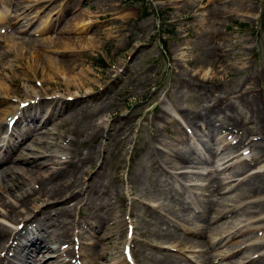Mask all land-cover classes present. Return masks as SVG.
Masks as SVG:
<instances>
[{
	"label": "rangeland",
	"instance_id": "obj_1",
	"mask_svg": "<svg viewBox=\"0 0 264 264\" xmlns=\"http://www.w3.org/2000/svg\"><path fill=\"white\" fill-rule=\"evenodd\" d=\"M12 1L16 6H12ZM224 5L229 6V11L222 10ZM81 25H86L85 32L80 30ZM206 32L208 36H201ZM60 40L69 41L67 48H51ZM204 41H208L210 48L203 45ZM2 54L9 55L3 57ZM42 54L49 58L42 57L43 61H37L36 57ZM33 70L38 72L36 77ZM263 70L264 0H0V80L18 97L16 102H7V106L17 105L27 95H31L36 102L39 100L24 112V116L34 114V121L17 127L24 128V136H28L20 140L23 147L6 154L14 159L21 154L34 156L39 170L32 171L42 182L41 175L50 174L58 168L52 164L50 155L67 147L70 151L68 156L73 157L75 163L79 155L91 148L96 166L89 168L87 165L82 169L88 170L86 173L74 176L84 189L90 184V176L104 161L95 182L103 183L106 193L99 198L88 199L92 206L85 207V194L76 192V199L66 205L70 210L63 218L69 220L71 230L70 240L65 245L71 251L70 258H77L74 264H130L123 256V250L130 243L128 228L133 221L129 217L132 185L128 175L137 162L144 161V143L153 146L158 139L163 143L175 142L184 151L195 147L201 153L206 149L203 142L210 144L206 137L200 138L190 131L188 141L177 142L175 140L181 139L176 132L178 126L169 121L162 126L155 120L159 112L165 110L184 125L176 108L182 109L185 114L201 110L204 95L189 89L183 80L190 77H195L197 81L200 79L205 82L208 91L222 96L237 86L242 89L241 82L245 77L256 78L257 72ZM214 73L218 81L215 87V83L210 81ZM0 97H3L1 91ZM2 109L0 107V111ZM239 112L249 122L248 127L255 128L248 111L239 106ZM26 129L29 134L36 132V135L26 134ZM222 135H216V139ZM234 135H225L226 142L237 144L238 139H233ZM4 137L0 134V140ZM251 138L259 139L260 135ZM10 139L11 142L17 140L16 135ZM28 145L29 149H26ZM6 147L5 144L3 153ZM243 149L247 148L241 146L233 155L239 157L228 164L246 158L251 164L246 174L249 175L257 171L259 165L254 168L251 153ZM43 156L47 158L43 159ZM56 156L61 157L59 154ZM193 157L196 158V155ZM217 159L203 162L204 169L201 170L178 171L207 173L218 167L222 169V162H217ZM81 165L78 162V166ZM13 166H16L15 163ZM149 166L147 164L146 172L151 180L153 170ZM0 175V198L6 203H14V212L21 214L17 220L6 222L3 216L13 213L0 206V223L20 230L23 224H17L18 221L33 215L34 203L44 207L41 206L45 199L43 195L49 187L38 184V198L32 205L26 201V205L19 208L17 196L28 185L29 175L26 176L28 180L17 175L14 178L16 182L3 179L4 174ZM115 175L119 181L114 179ZM246 175L237 178L242 179ZM164 179L166 181L160 182L158 189L170 197L179 196L180 203L172 202L168 195H160L149 199L148 204L168 205L184 217H197L199 213L189 209L195 192L200 193L193 187L206 182L191 177L183 181L186 187L181 188L171 177L165 176ZM119 195L123 196V201ZM107 200H110V207ZM98 206L102 208L103 220L93 219ZM260 216L264 213L256 218L252 216L251 220L255 221ZM142 217L143 224L153 223L154 212L149 209ZM89 218L97 226L93 232L87 228ZM254 226L263 229L257 228L258 232L246 237H234L225 243V248L220 245L208 248L211 256L222 249H227L232 255L222 260L217 258L214 263L200 257L199 250L206 248L197 247L193 253L185 251L183 257L177 250L183 252L185 248L174 245L170 246L174 249L169 253L179 257L180 264L234 263L243 257L246 245L264 243V223L258 222ZM144 232L152 245L168 246L157 227ZM247 238L251 241L238 246L240 240ZM52 247L57 249L58 245ZM68 249H62L59 254ZM102 255H106L105 259H100ZM56 256L54 251H44L34 258L33 264H41ZM14 262L32 264L23 263L21 258Z\"/></svg>",
	"mask_w": 264,
	"mask_h": 264
},
{
	"label": "bare ground",
	"instance_id": "obj_2",
	"mask_svg": "<svg viewBox=\"0 0 264 264\" xmlns=\"http://www.w3.org/2000/svg\"><path fill=\"white\" fill-rule=\"evenodd\" d=\"M16 2L20 6V3ZM11 4L12 6H16L14 5V1ZM229 9L228 5H224L222 10L226 12ZM81 22H85V19H81ZM85 28L86 25L80 26L82 32L86 31ZM206 34L208 36L207 32L201 33V36ZM68 45V40H60L58 45L50 47L64 49ZM203 45L210 48L208 41H204ZM43 52L46 51L43 50ZM2 55L6 57L9 54ZM42 57L43 59L49 58L47 55L42 54L37 56L36 60L43 61ZM33 72L34 77H36L38 72L36 70H33ZM199 80L197 81L195 77L183 80L184 85L189 86V89L196 90L204 95L205 101L199 112L185 114L182 109L176 108V113L182 117L184 125L175 120L165 110H161L155 117V120L162 126L168 121L177 125L176 132L179 138H181L180 140H175L177 142L182 143L184 139L188 141L190 139L189 131L195 133L200 138L206 137L211 142L208 145L203 142L204 140H201L206 148L204 153H201L195 147H192L191 151H184L175 142L169 144L157 139L153 146L144 143L146 146L144 161L137 162L129 172L128 180L132 185L129 193L132 196L129 215L133 220L130 225L133 231L132 242L135 243L132 247V258L135 264H180V258L169 253L170 249H172L170 246L174 247V245L185 248L183 252L177 250L183 257L185 256V251L193 253L197 247L206 248V250H199L200 257L206 259L209 263H214L217 258L222 260L232 255L227 249H222L218 250L216 255L211 256L207 250L208 248L219 245V247L225 248V243L232 238L238 236L246 237L247 234H253L263 229V227L254 225L258 222L264 223V216L258 217L255 221L251 220V217L255 215L256 218V216L264 213V70L257 72L256 78L245 77L241 82L242 89H239L237 86L228 94L222 96H217L214 92L208 91L209 88L206 87L205 82ZM201 80L204 81L203 79ZM210 81L215 83L214 87L218 85L216 73L211 76ZM0 91L3 93V97H0V107L4 108L0 111V134L7 138V147L4 153L2 151L3 146L0 147V174H4L3 179H10L13 182L17 181L14 179L17 175L26 180H28L26 176L29 175L28 185H24L25 189H22L23 191L17 196L20 202L19 208H23L26 205V201H30V205H32L36 198H38L40 195L38 184L40 187L41 185L49 187V190L43 195L45 199L42 201L41 206L44 207L41 208L34 203L31 213L33 215L30 218L27 216L22 217L18 221L17 224H23L20 230L16 228L11 229L4 223H0V264H15L14 260H18L19 258H21L23 263L28 262L33 264L34 258L44 251H54L58 254L53 259L48 258L42 261L41 264H73L74 259L69 256L70 249L59 254V251H62V247L70 240L71 223L67 218H63L66 212L70 210L66 205L76 199V192H83L86 195L85 207L92 206V202L88 199L99 198L106 193L104 184L95 182V179L100 175L99 171L102 170L104 161L99 164L96 171L90 176V184L84 189L82 184L77 183L74 176L80 172H82V175L86 173L88 170L82 171V169L83 167H87V165L90 166L89 168L96 166L95 157L93 156L94 151L89 148L85 154L79 155L74 163L72 161L73 157L68 156L70 152L69 148L62 147L59 151L55 152L61 155V157H50L52 164L58 168L51 169L52 172L50 174L41 175L43 181L40 182L38 180L39 176H36L32 171V169L39 170L36 166L38 165L36 158H29L21 154L17 159H14L6 154L20 150L23 147V143L20 140L27 137L24 136L25 131H20L16 135V131L12 130L13 128L10 129V118L19 112L20 119H17V121L21 120L22 122L20 123L26 124L29 121L33 122L35 115L30 113L29 116H23L25 110H20L24 107H19L20 103L16 106H7V102L14 101L17 96L1 80ZM249 93L251 95H248ZM23 97L22 103L31 102V95ZM31 104L29 103L26 106ZM239 106L248 111L250 119L255 123V128L248 127L249 122L243 119L239 112ZM7 134H10L9 139ZM221 134H224V136L235 134L233 139H238L237 144L234 145L230 141L226 142L225 137L227 138V136L224 137L223 135L216 139V135L219 136ZM257 134L260 135L259 139L251 138V136ZM15 135L17 141L15 139V141L11 142L10 138ZM33 135L35 136L36 132ZM30 145L26 149H29ZM241 146L247 148L243 150H249V153H251V157L254 159V168L256 165H259L257 171L249 175L246 174L251 168V164L246 158L228 164L232 159L239 157L233 155L239 151ZM220 153L222 154L220 155ZM193 155H196V158ZM241 155L243 154L241 153ZM215 157L218 158L217 162H222L220 164V166L223 165L222 169L218 167L207 173L178 171L204 169L202 163L210 162ZM43 159H46V157H43ZM78 162L82 164L80 167L78 166ZM13 163L16 166H13ZM41 164L39 163V165ZM147 164L148 166L151 165L149 167L153 170V174L150 176L151 180H149L146 172ZM21 166L24 167L21 168ZM14 174L16 175L13 177ZM219 175L222 176L220 177ZM242 175L246 176L242 179L237 178ZM165 176L171 177L174 183L181 188L186 187L183 181L191 177H193V180L202 179V181L206 182L204 185L199 184L193 187L199 190L200 193L195 192L194 202L189 206V209L196 210L199 213L197 217H184L168 205L156 204L150 206L148 204L149 199L159 197L160 195H168L158 189V184L166 181L164 179ZM114 179L118 180V176L115 175ZM168 197L170 200L171 198L173 199L172 202L180 203L179 196L173 198L168 195ZM212 197H215V200H212ZM119 199L121 201L124 200L122 195H119ZM247 199H250V201H247ZM49 200H52V203H49ZM49 205H52V207L48 208ZM54 205L59 206L54 208ZM0 206H4L13 213L8 216L2 215L6 222L17 220V217L21 215L18 212H14L15 206L12 202L6 203L0 198ZM107 206L110 207V200H107ZM149 209L154 212V217L151 218L153 223H147L146 225L143 224L144 219L142 215ZM94 211L95 218L93 219L103 220L100 213L102 208L98 206ZM227 217H229L227 220L221 221ZM87 220L89 221L87 222V228L93 232L97 226L91 222V218ZM217 222L219 223L215 224ZM153 226L162 232V239L169 247L152 245V242L144 231ZM257 228L259 229L257 230ZM186 235H192L195 238H188ZM250 241L248 238L242 239L239 241L238 246ZM55 244L58 245L57 249L52 247ZM263 247L264 243H249L245 246V252L240 261L237 260L234 263L264 264ZM62 257H65V259H61ZM105 257L106 255H102L100 259H105ZM234 263L233 261H229V263L223 264Z\"/></svg>",
	"mask_w": 264,
	"mask_h": 264
}]
</instances>
